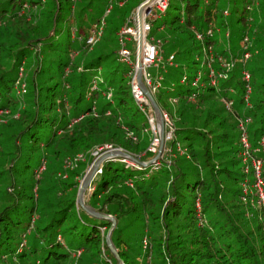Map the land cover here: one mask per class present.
<instances>
[{"label":"trees","instance_id":"trees-1","mask_svg":"<svg viewBox=\"0 0 264 264\" xmlns=\"http://www.w3.org/2000/svg\"><path fill=\"white\" fill-rule=\"evenodd\" d=\"M96 1L75 12L72 0H0V264H264L252 164L264 194V0H184L178 14L169 0L149 34L165 61L154 99L173 128L157 165L118 56L117 34L143 0L93 19ZM101 21L93 52L85 40ZM107 145L143 163L106 159L84 200L114 217L118 258L111 221L77 203Z\"/></svg>","mask_w":264,"mask_h":264},{"label":"built area","instance_id":"built-area-1","mask_svg":"<svg viewBox=\"0 0 264 264\" xmlns=\"http://www.w3.org/2000/svg\"><path fill=\"white\" fill-rule=\"evenodd\" d=\"M72 1L76 2L77 0H72ZM107 1L110 3V5L106 10V14L112 8L111 2L113 0H107ZM146 3H148L149 5L148 10L139 11L140 7ZM119 4H121V2ZM168 4H169V0H143L140 3V5L137 6L136 9L132 12L130 24L121 27V29L117 34L118 43H119V48H118L119 60L125 64H128L131 68L129 74L131 77L130 79L131 91L134 98L137 100L139 106L141 107V109L146 112L152 133V141L148 149L153 152L157 150V147H160L161 144V139L159 135V126L157 128L158 133H156L155 132L156 125L153 119V114H154L153 108L151 106L149 99L143 93L137 78L138 76H140L143 85H145L148 88L149 92L154 97V94L157 92L159 88L161 76L153 77L147 71V69L153 65L156 67L162 66L165 61L162 55V50L160 49L158 42L154 39V37L152 36L150 37L149 34L151 33L153 22L158 17H160L162 13L166 11ZM102 28H103V21L93 23L90 29V33L86 38L85 42L87 44H94L96 40H98L99 37L101 36ZM212 34H213L212 29H208L206 31V35L211 36ZM197 37L202 38L203 34L198 33ZM130 44L132 48L130 47ZM140 46H141V50H140ZM245 56H247V54H245ZM171 59L172 56H169V58H167L166 61L170 62ZM19 88L20 89L17 91V93L19 91L25 92L24 83H21ZM142 105H144L146 108L142 107ZM161 119L164 126L163 145H165L164 143L166 141L171 140L172 138L173 128H172V122L168 114L166 112H163L162 110H161ZM242 142L244 147L248 148V143L244 136H242ZM106 148L107 149L110 148L109 150H113V151L123 152L121 148H113L110 145H107ZM100 149L101 147L98 148L96 151H94V153L97 155L103 154L104 152L102 153L99 152ZM262 150L264 151V143H262ZM243 155L246 158L247 156L246 152H244ZM81 158L82 156L78 154L74 157V160L77 161ZM120 158L127 165H134L135 163V161H133L128 156H122ZM150 163L157 165V161L154 160V158L150 161ZM68 164H71V161H69ZM252 164L254 167L255 178H256L255 187L259 192L258 194L261 202L264 204L263 182L260 179L261 161L256 159L252 162ZM99 166L95 172V175L101 171Z\"/></svg>","mask_w":264,"mask_h":264},{"label":"water","instance_id":"water-1","mask_svg":"<svg viewBox=\"0 0 264 264\" xmlns=\"http://www.w3.org/2000/svg\"><path fill=\"white\" fill-rule=\"evenodd\" d=\"M148 3L144 4L143 6L140 7L139 11L148 10ZM140 50H141V46H140ZM140 53V52H139ZM138 83L141 86V89L143 91V93L145 94V96L149 99L151 106L153 108L154 114H155V118L157 120V123L159 125V135H160V139H161V144L159 147V152H161L162 148H163V123H162V119H161V109L159 108L158 104L156 103L153 95L149 92L148 88L143 85L142 80L140 78V76H138L137 78ZM158 152V153H159ZM122 156H128L129 158H131L133 161L137 162V163H142L139 160L133 158L131 155H129L126 152H119V151H106L103 154H101V156L96 159L90 166V168L88 169V171L85 173V175L82 178V181L80 183V186L78 188V193H77V203L79 206H81L88 214L99 217V218H107L111 221V225L107 231L106 234V242L107 245L109 246L110 250L112 251V253L118 258V253L116 251V249L114 248L111 239H110V232L111 230L114 228L115 226V219L114 217H112L109 214H102V213H98L95 212L93 209L89 208L84 200H83V194L86 190V188L88 187V184L90 183V181L92 180L98 166L105 161L108 158L111 157H122ZM143 164V163H142ZM147 164V163H145ZM123 264V263H122Z\"/></svg>","mask_w":264,"mask_h":264},{"label":"rangeland","instance_id":"rangeland-1","mask_svg":"<svg viewBox=\"0 0 264 264\" xmlns=\"http://www.w3.org/2000/svg\"><path fill=\"white\" fill-rule=\"evenodd\" d=\"M81 1H83V3H85L87 0H81ZM78 2H79V0H77L76 2H74V3H76L75 5L73 4V9H74V11L75 12H77L78 11ZM170 2H171V8H170V12L172 13V14H178L179 13V11L181 10V9H183V7H184V0H170ZM111 4H112V8H113V10L115 9V8H120V7H118V0H113L112 2H111ZM109 5H110V3L107 1V0H97L96 2H95V5H94V11H92V13H91V15L93 16V19L95 18H97L98 16L99 17H103V16H105V15H107L106 14V10H107V8L109 7ZM233 7V5L231 4L230 5V9ZM124 8H125V6H124ZM123 8V9H124ZM225 9H228V8H226L225 7ZM230 9L228 10V11H230ZM224 14L226 15V11L224 12ZM229 17V15L227 16V18ZM92 19V20H93ZM161 22V17H158L157 18V20L155 21V22H153V24H152V28L153 27H155V26H157L159 23ZM152 37H154V39H155V35L154 36H152ZM219 37H221V35H219ZM102 41V39H100L99 40V42L98 43H100ZM235 40H232L231 41V43L232 44H235ZM94 47V48H93ZM130 47L132 48V46H131V44H130ZM91 48H93L92 50H93V52H94V49H95V44L91 47ZM116 55V54H115ZM162 55H163V53H162ZM164 57V56H163ZM237 60V59H236ZM159 70V68L158 67H156V66H150L148 69H147V71L153 76V77H156V76H160V70ZM102 71V70H101ZM22 72V71H21ZM23 78V75L21 76V79ZM28 81H29V79H28ZM26 87V86H25ZM17 89V91L20 89L19 87L18 88H16ZM16 94H18L19 96H22V94H23V92H21V91H19L18 93L16 92ZM107 98H109V96H107ZM3 114H5V113H2V115ZM9 117H7V116H4V117H0V121H4V120H7ZM153 119H154V123H155V125H156V130H155V132L156 133H158V131H157V128H158V123H157V120H156V118H155V114H153ZM163 129H164V126H163ZM151 138H152V135H151ZM165 144V143H164ZM164 146L165 145H163V148H162V150H161V152H159V147H157V150H155L154 152L153 151H151L153 154H155V157H154V160H156L157 161V164H160V158L162 157V156H165L166 155V153H168L169 151H168V149H166V148H164ZM113 148H115V147H113ZM110 148H108V149H106V148H101L100 149V151L99 152H106V151H113V150H109ZM159 152V153H158ZM94 153V152H93ZM92 153V155L94 156V160L93 161H95L96 159H98L100 156H101V154H99V155H97V154H93ZM163 158V157H162ZM41 161V160H40ZM42 165V164H41ZM40 165V167L37 169L38 170V172H40L42 169H43V165L41 166ZM90 166H91V164L90 165H88V167H87V169H86V172L88 171V169L90 168ZM95 175V174H94ZM90 183H91V181H90ZM90 183L88 184V187L86 188V190H85V192H84V194H83V200H86L87 198H88V196H89V191L88 190H92L93 189V187L94 186H92V185H90ZM91 186V187H90ZM94 220V222H97L98 221V219H93ZM88 229L90 230V227H88ZM102 230V229H101Z\"/></svg>","mask_w":264,"mask_h":264}]
</instances>
